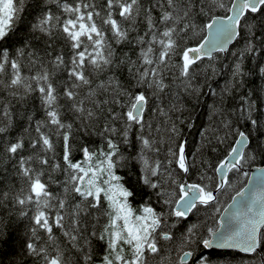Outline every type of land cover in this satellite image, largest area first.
I'll list each match as a JSON object with an SVG mask.
<instances>
[{
	"label": "snow or ice",
	"instance_id": "snow-or-ice-1",
	"mask_svg": "<svg viewBox=\"0 0 264 264\" xmlns=\"http://www.w3.org/2000/svg\"><path fill=\"white\" fill-rule=\"evenodd\" d=\"M24 3L0 0V92L19 100L37 93L45 119L37 121L30 155H20L23 140L5 146L9 159L19 155L14 165L19 186L0 188V208L29 221L25 247L35 264H74L73 252L79 253L76 264H165L170 250L182 253L180 264L190 258L192 264H209L203 253L194 257L193 245L255 253L258 233L264 236V173L246 198L243 190L232 197L242 199L235 210L224 209L225 222L208 229L210 238L198 236L195 223L179 237L172 230L200 207L220 213L214 193L230 183L227 172H239L245 163L242 149L233 147L215 168L220 181L214 187L180 182L178 171L187 174L196 162L193 156L190 163L180 118L172 114L180 111L179 94L195 91L193 81L205 57L224 50L240 28L251 31L257 16L264 23V0H231L225 17L211 15L214 8L225 7L223 0H149L147 6L142 0H39L40 15L30 27L45 38V48L20 42L23 46L10 54L5 42L12 46ZM200 16L211 21L199 28L207 29L208 43L188 46ZM123 45L136 50L135 59ZM241 109L250 113L251 104ZM64 113L72 122H65ZM0 119L11 123L8 103H0ZM74 124L100 137L99 147L80 145L78 161L73 159ZM251 124L257 131L264 127L259 117ZM221 125L231 129L227 116ZM5 131L0 126V133ZM237 135L236 143L247 146L250 134ZM213 138L222 142L218 130L207 137L209 144ZM129 165L139 168L140 182L163 205L160 211L151 204L132 208L135 193L117 174L118 167ZM57 172L64 173L62 181L53 178ZM53 184L58 191L50 190ZM93 240L104 245L98 257ZM6 243L0 230V244Z\"/></svg>",
	"mask_w": 264,
	"mask_h": 264
},
{
	"label": "trees",
	"instance_id": "trees-1",
	"mask_svg": "<svg viewBox=\"0 0 264 264\" xmlns=\"http://www.w3.org/2000/svg\"><path fill=\"white\" fill-rule=\"evenodd\" d=\"M39 0H25L24 11L21 13L23 23L19 21L16 29L12 33V46L9 47L5 42L6 49L14 53L24 44L34 45L37 49H44L46 46L45 38L36 33L30 27L35 23L40 15L37 7ZM147 6L149 0H142ZM224 8H214L211 15L226 16L227 8L231 5V0H223ZM158 16L159 13H154ZM251 19V17H250ZM261 17H256V26L249 31L248 27L239 29V35L229 46L225 53L216 52L211 58H204L200 62L199 76L193 81L195 91L181 92L178 96L180 111L173 113V119L179 117V127L181 129V139L186 141V151L189 154V161L194 156L195 167L190 168L187 174L178 171L177 179L180 182L188 181L192 183L214 185L218 182L215 172L216 166L229 153L237 133L245 132L250 134V141L244 150L245 163L239 172L233 170L228 174L230 183L222 190L216 193L220 210L227 205L234 193L239 191L246 182L248 171L253 165H264V127L257 131L251 124V118L259 117L264 124V23H261ZM208 17H197L198 29L195 34L190 33L188 37V46H195L204 38L206 29L200 31L204 24L208 23ZM139 31L143 34L144 25H139ZM135 35V33H133ZM121 48L128 51L135 59V49L123 45ZM240 65V74L233 75L236 65ZM175 91V90H174ZM0 103H8L11 111V123L7 119H0V126H5L6 131L0 133V188L8 189L19 186V181L14 172L15 162L19 155L13 159L5 153V146L10 142L23 140L25 149L20 155L27 157L31 154L30 143L36 138L37 121L45 119L44 109L41 106L37 93H33L26 99H13L6 92H0ZM63 103V101H61ZM251 104V112H242L241 106L247 108ZM223 114V115H222ZM65 122H72L71 116L64 113ZM227 116L231 129L221 125V120ZM31 117V119H29ZM218 130L222 142H217L214 138L212 143H208V136H212L213 130ZM46 130V129H45ZM92 131L87 135L79 131L78 125L74 124L75 140L73 142L74 161L82 160V154L78 151L83 143H88L92 147L100 146V137ZM206 133L207 136L202 135ZM55 141L56 138L53 137ZM214 149V150H213ZM132 151V150H128ZM125 151V155H128ZM57 159L62 164V145L56 143ZM245 173L247 175H245ZM117 174L123 177L125 186L132 190L135 195L130 198V204L134 210H139L142 205L151 204L157 211L163 208V205L157 201L151 189L146 188L139 180V168L135 169L132 165L128 167L120 166L117 168ZM56 180H63L64 173L57 172L53 174ZM47 179V176L45 177ZM52 191H58V185L51 186ZM107 209V204H104ZM220 211V212H221ZM220 213L213 208L205 209L200 207L189 215L187 221H179L176 228L177 237L181 231L190 223L198 224V236L209 238L208 229L217 228V218ZM106 218L101 216L103 223ZM175 218H171L170 223ZM29 221L20 217L15 212H10L6 208H0V230L5 234L6 244H0V264H35L34 258L27 254L25 247ZM57 235L59 232L57 231ZM92 247L94 255L97 257L103 252V243L93 240ZM194 257L203 255L208 259L209 264H264V236L259 234V246L255 253L243 254L236 250H205L202 245L192 246ZM188 250V249H185ZM182 254L178 251H169L171 262L178 264V256ZM79 253L73 252V262L76 264V258ZM155 264V262H151ZM166 264V263H165ZM188 264H192V258Z\"/></svg>",
	"mask_w": 264,
	"mask_h": 264
},
{
	"label": "water",
	"instance_id": "water-1",
	"mask_svg": "<svg viewBox=\"0 0 264 264\" xmlns=\"http://www.w3.org/2000/svg\"><path fill=\"white\" fill-rule=\"evenodd\" d=\"M230 7H231V5H230ZM229 14H230V13H228L227 15H229ZM227 15H226V16H227ZM218 17H225V16H218ZM210 22H211V21H209L208 23H210ZM208 35H209V33H208L207 29H206L205 36H208ZM205 36H204V37H205ZM235 39H236V38H235ZM235 39H233L231 42H229V43L225 46L224 50H222V51H213L212 54H211V56H212L214 53H216V52H222V53H225L226 50H227V49L229 48V46L234 42ZM200 43H205V44H207L208 41L204 40V38H203V39L200 41ZM198 44H199V43H198ZM195 46H196V45H195ZM205 58H208V57H205ZM238 139H239V136H238L237 139L235 140V142H234L232 148H233V147L240 148V149H242V151H243V153H244V150H245L246 146L238 145V144L236 143V141H237ZM232 148H231V149H232ZM230 151H231V150H230ZM226 157H228V154L224 157V159H225ZM224 159H222V160H224ZM228 159L230 160L231 158L229 157ZM229 172H230V171H229ZM229 172H227V176H228ZM262 173H264V165H253V166L250 167V169H249V171H248V176H247L246 182H245V184L243 185V187L239 190V191L243 190V192L245 193V198L250 194V191H249V190L254 188L253 181H254L256 178L260 177ZM216 175H217V180H218V182H219V181H220V174L216 173ZM184 182H185V181H184ZM186 182H187V183H192V182H188V181H186ZM237 192H238V191H237ZM237 192H236V193H237ZM236 193H234L232 197H235V196H236ZM214 194H216V193H214ZM232 197H231L230 201L227 203V205L222 209V211L220 212V214H219V216H218V218H217V228H218V227H221V226L224 224V222H225V216H224V215H221V213H223L224 209H226V208H233V210H235L234 206H238L240 200L242 199L241 197H236V200H233ZM229 214H230V213H229ZM225 215H228V214H225ZM259 234H260V233H258V246H259ZM209 238H210V237H209ZM257 249H258V247H257ZM206 250H210V249H206ZM218 250H225V249H218ZM230 250H236V249H230ZM236 251H238V252H240V253H243V254H248V253H245V252H242V251H239V250H236Z\"/></svg>",
	"mask_w": 264,
	"mask_h": 264
},
{
	"label": "flooded vegetation",
	"instance_id": "flooded-vegetation-1",
	"mask_svg": "<svg viewBox=\"0 0 264 264\" xmlns=\"http://www.w3.org/2000/svg\"><path fill=\"white\" fill-rule=\"evenodd\" d=\"M180 255H181V254H180ZM180 255H179V256H180ZM179 256H178V258H179ZM170 259H172V258L169 257V260H166L165 263H166V264H169V262H171ZM178 264H180V261L178 262Z\"/></svg>",
	"mask_w": 264,
	"mask_h": 264
}]
</instances>
